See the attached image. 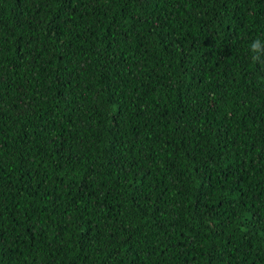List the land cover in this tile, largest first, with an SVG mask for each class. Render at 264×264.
<instances>
[{"label": "trees", "instance_id": "16d2710c", "mask_svg": "<svg viewBox=\"0 0 264 264\" xmlns=\"http://www.w3.org/2000/svg\"><path fill=\"white\" fill-rule=\"evenodd\" d=\"M264 0H0V264H264Z\"/></svg>", "mask_w": 264, "mask_h": 264}, {"label": "clouds", "instance_id": "9594fccd", "mask_svg": "<svg viewBox=\"0 0 264 264\" xmlns=\"http://www.w3.org/2000/svg\"><path fill=\"white\" fill-rule=\"evenodd\" d=\"M249 52L251 53V59L254 62L261 63V58L264 56V40H253L249 45Z\"/></svg>", "mask_w": 264, "mask_h": 264}]
</instances>
